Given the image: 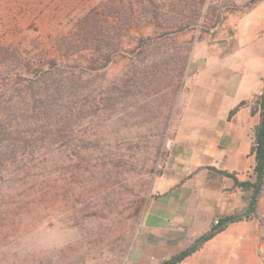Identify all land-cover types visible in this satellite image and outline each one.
I'll use <instances>...</instances> for the list:
<instances>
[{"label":"rangeland","instance_id":"374dc122","mask_svg":"<svg viewBox=\"0 0 264 264\" xmlns=\"http://www.w3.org/2000/svg\"><path fill=\"white\" fill-rule=\"evenodd\" d=\"M249 4L0 0V264H129L193 51Z\"/></svg>","mask_w":264,"mask_h":264},{"label":"crops","instance_id":"0c3cea01","mask_svg":"<svg viewBox=\"0 0 264 264\" xmlns=\"http://www.w3.org/2000/svg\"><path fill=\"white\" fill-rule=\"evenodd\" d=\"M227 21L231 34L222 30L193 51L175 136L129 264H161L209 232L215 219L233 214L242 218L176 264H264V180L254 209L253 188L235 183L257 178L261 110L253 106L264 90V0Z\"/></svg>","mask_w":264,"mask_h":264},{"label":"trees","instance_id":"16d2710c","mask_svg":"<svg viewBox=\"0 0 264 264\" xmlns=\"http://www.w3.org/2000/svg\"><path fill=\"white\" fill-rule=\"evenodd\" d=\"M257 0H251L250 3L255 2ZM91 68H97V65H91ZM258 108L261 110V121L260 123L255 127L254 129V135H255V142L253 145V151L256 153V159L257 163L255 166V172L257 174V178L255 181H238L235 179V183L237 185H241L244 188H253V197L251 202V209L255 208V205L262 194L263 191V180H264V90L258 94L256 97L255 105L253 106V111H256ZM226 172V171H225ZM227 173V172H226ZM229 174V173H227ZM242 218L241 214H233L228 215L225 218L222 219L221 224L219 226H213V228L199 236L195 239L194 243L179 252L178 254L174 255L172 258L167 259L163 261L161 264H176L177 262L183 260L185 257L191 255L193 252H195L201 244H203L208 239L212 238L215 234L220 232L225 228V226L234 220H239ZM2 220V221H1ZM17 223V222H16ZM6 226H9L7 224V221L5 218L0 219V242L4 239H7V236L10 234L9 230H5ZM16 224H14L12 227H15ZM22 228V227H20ZM20 228H15V230H19Z\"/></svg>","mask_w":264,"mask_h":264},{"label":"built area","instance_id":"2783aa9c","mask_svg":"<svg viewBox=\"0 0 264 264\" xmlns=\"http://www.w3.org/2000/svg\"><path fill=\"white\" fill-rule=\"evenodd\" d=\"M221 221H222L221 218H217V219L214 220L213 225L214 226H219L221 224Z\"/></svg>","mask_w":264,"mask_h":264}]
</instances>
